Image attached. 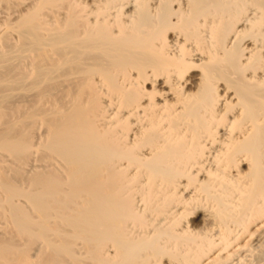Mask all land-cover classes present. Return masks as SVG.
Masks as SVG:
<instances>
[{"label": "bare ground", "instance_id": "1", "mask_svg": "<svg viewBox=\"0 0 264 264\" xmlns=\"http://www.w3.org/2000/svg\"><path fill=\"white\" fill-rule=\"evenodd\" d=\"M0 264H264V0H0Z\"/></svg>", "mask_w": 264, "mask_h": 264}]
</instances>
